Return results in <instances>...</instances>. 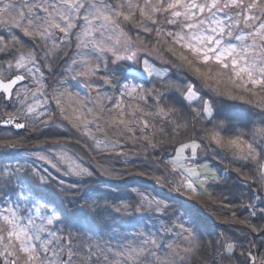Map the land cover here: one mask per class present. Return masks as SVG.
<instances>
[{"label": "snow or ice", "instance_id": "6c2138e0", "mask_svg": "<svg viewBox=\"0 0 264 264\" xmlns=\"http://www.w3.org/2000/svg\"><path fill=\"white\" fill-rule=\"evenodd\" d=\"M57 65L62 71L49 93L45 69ZM69 80L91 98L71 91ZM225 100L247 105L245 117L237 122ZM0 107L2 123L16 128L70 126L93 154L127 159L129 141L145 151L170 145L154 158L155 180L192 198L211 197L209 188L227 179L220 163L236 165L237 174L251 169L241 255L243 264H264L254 242L264 243V0H0ZM17 146L0 137L5 157ZM37 147L29 166L0 163V264H193L204 251L188 208L136 187L103 204L89 203L85 190L80 198L90 211L57 206L22 178L29 168L41 184L53 179L50 170L78 178L61 179L63 192L94 173L66 142ZM35 161L47 166L45 174ZM207 247L216 254L205 264H233L243 241L221 233Z\"/></svg>", "mask_w": 264, "mask_h": 264}, {"label": "trees", "instance_id": "16d2710c", "mask_svg": "<svg viewBox=\"0 0 264 264\" xmlns=\"http://www.w3.org/2000/svg\"><path fill=\"white\" fill-rule=\"evenodd\" d=\"M145 39L147 40V37H145ZM53 71L55 75L58 73L56 68ZM177 72L178 70H173L174 75ZM48 74L49 73L47 72L46 76L48 88L52 89L54 86H56V80L54 81L55 75H50L48 77ZM132 75L133 74H129L130 77ZM137 80L140 81L139 79ZM145 87L151 88L152 85L151 83H146ZM173 95L176 98H179L178 93L173 92ZM151 103L152 101L149 100V105H151ZM225 105L227 113L230 116L237 118V122L245 117L247 105L242 104L240 101L231 100H225ZM177 107H179V105H177ZM0 110H2L0 112L2 117L5 116L2 107H0ZM197 127H199V125H197ZM51 129L52 127L49 129H43L38 133L27 128L20 132H14L8 129L0 128V136H10L16 140L17 143H20L22 147H27L28 150H32V147H34L35 144H38L39 142L47 144L57 139L64 140L66 134H70L72 138L69 139L74 140L75 132L74 130H71L70 126L67 128V131L58 132L59 134H62L58 137L54 136V134L57 132L51 133ZM27 134H30V136H27ZM183 139V136L179 137L178 142ZM178 142L176 146H178ZM5 151L6 150L4 149H0L1 153H5ZM124 151L132 153L135 156L129 158L128 160H123V156L116 157L114 153L110 157L108 156L109 168L114 174H119L118 177L115 175L110 179L108 178V180H110L108 182V189H110L108 190V198L109 192H112V190H114L116 187L121 188L122 186H126L128 183H130L131 180H134V184L149 188L148 192H152V190H154V192H156L157 196L162 201L173 205V207H179L181 204H183L185 208L189 209L193 218L199 224L205 239V249L200 256L194 258L193 264H205V261L211 260L212 257L215 256V251L207 247V242L209 240L215 241V239L220 236L221 233L230 235L235 239L243 241V248L237 247L235 255L232 258L233 264H243L244 256L241 255V251H247L248 247V241L244 239V236L250 232V229L247 227V225L242 223V221H244L248 216V212L242 207L243 204L247 203L248 199V190L244 186V176L250 174L251 169L243 168L242 174H237L235 171H233V168L236 167V165H231L229 162L220 163L218 167L221 172L227 171V179H225L221 184L211 186L209 188V191L212 193L211 197L204 195L192 198L189 194L184 196L183 193L175 194L164 191L163 189L159 191L154 189L157 188L156 184H158L155 180V176L160 174L159 171L156 170V162L154 158L161 155V153L166 154L171 152L172 147L170 145H164L162 148L157 149L156 151H145V149L142 148L140 144L133 145L132 142L129 141L124 146ZM7 152V157H12L11 150H7ZM3 157H5V155L0 154V163L7 162L6 160H2L4 159ZM208 159H211V157L209 156ZM87 160L89 161V159ZM28 176L32 179H27L26 177H23V179H26L35 191L39 192L47 199L53 201V203L57 206H61V202H64L62 206L68 212H76L77 209L84 206L82 205V202V204H80L79 200H74V204L67 202L68 200H72L71 196L78 193L77 191L70 190L69 192L62 194L57 185L51 181L41 184V182L34 181L32 173L28 174ZM85 187L92 188V186L89 185ZM81 191L85 192L83 188H81ZM100 194L102 197H105L107 193L102 189ZM224 197L227 199L224 200ZM225 203H228L230 206L225 207ZM83 210L86 211L84 207ZM233 213L236 214L235 217H233ZM251 222L256 224L261 223L259 220H254ZM254 242L259 246L260 251H264V243H261V240L258 236H256ZM253 251H255V249H253Z\"/></svg>", "mask_w": 264, "mask_h": 264}, {"label": "rangeland", "instance_id": "374dc122", "mask_svg": "<svg viewBox=\"0 0 264 264\" xmlns=\"http://www.w3.org/2000/svg\"><path fill=\"white\" fill-rule=\"evenodd\" d=\"M129 30H130V35L133 37V39H135L136 35H137V30L133 26H130ZM18 34L20 35L21 40H22L23 43L27 44L28 46H31L32 42H31L30 38L24 37L22 33H18ZM4 35H7V33L4 32ZM141 35H143V34H141ZM150 46L151 45H149V47ZM69 52H70L69 59H71V50H69ZM55 68L57 69V72H58L56 75H55L54 71L52 73L48 74V77L50 75H53V76L55 75L54 81L59 79V74L62 71V65H57V66L54 67V69ZM173 70H176V69H173ZM45 73H47V69H45ZM131 74L135 75V73H131ZM131 82H137L138 83L140 81L136 80V81H131ZM68 84L71 87V91H73V92H77L78 91L81 94V98L82 99L88 100V99L91 98L90 95H89V89L86 88L82 83H79L77 81L69 80ZM51 90L52 89L48 88L49 93L51 92ZM107 91L110 92L111 89H107ZM51 107L53 109H55V103L54 102H51ZM1 111L2 110H0V112ZM0 117H2V114H0ZM57 118L59 119V114L58 113H57ZM64 123H67V122H64ZM27 129H32V128L29 127ZM67 130H68L67 128H63L62 129V128H58V127L53 126L52 129H51V133L57 132L56 134H54V136L58 137V136L62 135V134H59L58 132H62V131L64 132V131H67ZM0 137H2V136H0ZM69 138H72L70 136V134H66L65 137H64V140L60 139L59 141L63 140V141H61V143H65L66 142L68 144V151L70 153H72L73 155H75L77 157H80L82 162H83V164L86 167L90 168L93 171V173H94L91 177L82 178V183H80L79 187L77 189H72V190L78 192V193L73 194L71 196L72 200H79L80 204L83 203L82 205H84L83 199L80 198L82 196V194L84 193V191H81V188H83L84 190H88V192H89V196H88L89 203H91L92 201H97L100 204H103L105 201H108L109 203L118 202V198H120V197H125L126 198L128 195L131 194L130 193V187H136L140 191L147 192L152 197L160 199L157 196L156 192H154V190H152V192H148L149 188L134 184L135 183L134 180H131L130 183H128L126 186H122L121 188L116 187L114 190H112V192H109V198H108V190H110V189H108V182L110 181V180H108V178L110 179L111 177L115 176V174L112 172V170L108 166V162H109L108 161V156H105V155H102V154H93V153L89 152V150L87 148L83 147L82 145L77 144L76 143V134L75 133H74V140H71ZM54 141H56V140H54ZM39 144H44V143H42V142H39L38 144L36 143L34 147L31 146L32 150H28L27 147H22V145L20 143H17V145H18L17 148L14 149V150H11L12 157L11 156L3 157L4 159H2V160H6L7 162H12V163H15L16 161H19L21 164H23L25 166H29V165H31L33 163V159L31 158V152L32 151H40L41 150L39 147H37V145H39ZM0 154H4V153L0 152ZM134 156H135L134 154L130 153V155L127 157V159H125V157H123V160H128L129 158H132ZM86 158L89 159V161ZM35 163L38 166L39 171L42 174H45L44 173V169L47 166L44 165L40 161H35ZM50 171H51L52 177H53L51 182L54 183L55 185H58L61 179H63V181L65 182V185L71 184V183L75 182L78 179L76 177H71V176H61V174L55 172V170H50ZM106 172L113 173V175H107V174H105ZM28 174H31V169L30 168H29ZM28 174L25 177L27 179H32V178H30L28 176ZM33 177H34L33 178L34 181L40 182L38 177H35V176H33ZM88 182H91V183H88ZM87 185L92 186V188L91 187H85ZM156 187L157 188H154V189L155 190L157 189V191L163 189L164 191H167L169 193L170 192L171 193H175V194L181 193V192H175V191L171 190L169 187L161 186L159 184H156ZM102 189L104 191H106V193H107L105 195V197H102V195L100 194ZM61 192H62V194H65V192H63V191H61ZM183 195L185 196L186 194L183 193ZM84 208H85L86 211H90L86 206H84ZM97 220H99V217H97Z\"/></svg>", "mask_w": 264, "mask_h": 264}, {"label": "water", "instance_id": "95a60500", "mask_svg": "<svg viewBox=\"0 0 264 264\" xmlns=\"http://www.w3.org/2000/svg\"><path fill=\"white\" fill-rule=\"evenodd\" d=\"M21 122H23V121H21ZM0 128L10 129V130H12L14 132L24 131L26 129V128H16L14 124L5 125V124L2 123V120H0ZM28 136H30V134H28Z\"/></svg>", "mask_w": 264, "mask_h": 264}]
</instances>
